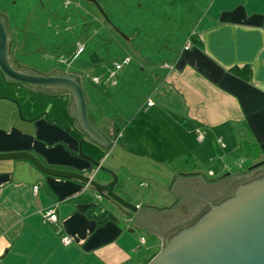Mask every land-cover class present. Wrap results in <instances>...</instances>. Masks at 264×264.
Masks as SVG:
<instances>
[{
  "label": "crops",
  "instance_id": "0c3cea01",
  "mask_svg": "<svg viewBox=\"0 0 264 264\" xmlns=\"http://www.w3.org/2000/svg\"><path fill=\"white\" fill-rule=\"evenodd\" d=\"M146 1V6L155 8L150 14L151 21L156 15L162 24L163 16L168 15L161 4L168 5V1L174 0ZM174 2L169 21L181 12L180 0ZM196 3L187 14L193 15L186 31L188 38L177 44L166 31L159 38L157 22L156 30L149 35L135 18L140 10L128 12L124 8L126 3L121 7L124 12L111 13V19L123 32L122 40L116 42L124 51L129 52V45L132 46L145 63L150 58L153 35L159 50H166L164 64L146 68L139 87H130L127 95L118 93L119 100L125 98L129 107H134L128 115L126 110L119 109L118 117L107 121L96 105H92L91 111L83 85L85 121L104 138L115 134L114 140L105 138L111 142L109 148L96 144L77 129L76 126L83 127L73 92L60 87L39 89L11 81L0 73V82L4 83V89L0 85V153L28 152L47 167L92 175L95 179L100 176L99 171L89 159L79 155V149L100 161V156L111 153L122 142L125 152L141 157L149 156L148 145L154 144L165 148L160 150L167 155L165 167L176 174L167 188L173 197L174 193L183 195V187L187 188L191 182L187 176H198L193 179L197 185H208L209 180L195 172V154L223 166V158L234 159L239 140L244 138L257 149V157L264 160V0H206L195 14ZM191 35L196 36L198 43L189 39ZM188 40L191 44L186 48ZM99 59L97 64H101ZM129 63L111 72L116 76ZM56 73L84 79L79 74L59 70ZM99 83L98 78L96 84ZM136 88L146 90L144 108L133 106ZM56 96L62 108L59 103H50ZM165 129L171 131L169 140L165 138ZM193 143L205 154L197 151L199 147ZM150 153L153 154L152 150ZM188 158L194 160L192 172L183 169ZM119 162L115 166L110 163V167H119L122 172V176L117 174L120 193L115 192L128 201L131 198L136 201L142 196L139 189L149 184L140 180L139 166L130 171L128 165ZM227 168L228 164L224 165L225 171ZM109 179L103 177V181ZM97 195L89 185L43 173L29 160H0V264H144L158 252V243L162 242L159 236L166 229L163 220L158 221L159 209L144 208L136 201L137 212L125 215ZM49 209L55 210L56 222L45 219ZM194 213L189 212L191 217ZM144 234L151 235L150 244ZM65 236L71 239L66 246L61 243ZM141 237H145L144 244Z\"/></svg>",
  "mask_w": 264,
  "mask_h": 264
},
{
  "label": "rangeland",
  "instance_id": "374dc122",
  "mask_svg": "<svg viewBox=\"0 0 264 264\" xmlns=\"http://www.w3.org/2000/svg\"><path fill=\"white\" fill-rule=\"evenodd\" d=\"M95 1L96 4L88 0H0V17L5 20L8 31L12 36L13 56L19 67L44 75L59 70L64 73H74L83 76L84 90L89 95L91 106L96 105L98 111L108 118L107 121H111L118 117L119 109L123 111L126 110L128 115L129 110L134 108L129 107V101L125 98L120 97L119 100L118 93L119 95H127V89H130V87H139L147 73L146 68L152 65H161L165 58L163 52L166 50H159L160 47L157 46L156 35H153V38H149L153 41L150 42L152 45V50L150 49L149 51L150 58H146L145 63L140 61L142 56L136 54L132 46L129 45V52L124 51L116 42L119 38L122 40L120 36H124L123 32L116 26L115 20L113 18L111 19V13L120 10L124 12L121 7L122 4L124 5V3H126L124 8H127L128 12L132 11L137 13L136 11L140 10V14L136 15L135 18L138 19L141 27L147 29L146 31L149 35L152 34L153 30H156L154 26L157 22L156 25H160L157 30L160 34L159 38H161L162 32L166 31L169 35L174 36V43L177 44L184 42L185 38H188L186 31L193 21V15L187 16V14L189 15L190 13L189 10H191L193 4L197 2L195 6L196 11L194 12L197 14L206 0H180V15L177 17L174 15L170 21L168 18L171 13L172 5L174 8L176 7V2H174L176 0L173 1L175 4L172 5L171 3L173 2L170 3V1H168V5L167 3L161 4L162 11L168 15L166 17L163 16L164 20L162 24L159 18L157 20L158 16L156 15L153 16L154 21H151L152 17L150 14L155 8L151 7L149 4L146 6V0ZM127 10H125V13ZM141 10H143V13ZM141 13L143 14L142 16ZM141 21H144V23ZM177 30H179V32ZM134 43L136 44V41ZM79 46H82L85 50L78 56H75ZM98 57L100 58L101 64H97ZM125 57H130L131 62L113 77L117 86L113 83V85H111L112 78H108V76L111 71L115 70L114 65L117 62L121 64ZM121 74H123V76H121ZM94 77L100 79L99 84L93 82ZM107 79L109 81H107ZM104 82H107V87H104V85H106L103 84ZM3 84V82H0L1 88H3ZM8 88L10 90L13 89L12 86ZM134 93H136L137 96L135 97V102L132 101L133 106L136 105L140 108H144L146 90L143 88H136ZM59 99L60 98L57 96L53 97L50 103H54V105L59 103L61 104L60 108H62V102H60ZM94 106L90 107L91 111L94 110ZM123 116L126 117V115ZM165 131V138L169 140L171 131L169 132L166 129ZM155 139H157V136ZM243 139L239 140L240 143ZM122 143L123 144L116 146L115 150L111 151V153L107 154L108 152H106V155L100 156V161L98 162H100L103 167H107L121 176L122 172L120 168L118 166L116 169L115 167L112 168L110 167V163L115 166V164H120L119 161L124 162V164L128 165V170L130 171H133L136 165L139 166L141 169L139 178L149 184V187H142L139 189L142 196L136 198V201L140 202L144 208L153 207L159 209V211H157L160 216L158 221H161V219L165 221L168 217L166 215H169L168 213L170 211L164 210L163 208L170 207L172 200H175L172 196V191L168 193L167 188L176 174L174 176L172 171H169L165 167L164 159H166L167 155L165 154V150L164 153L160 151L164 147L157 148L154 144L148 145L150 147H148L149 156L141 157L134 153L125 152V144L124 142ZM188 145L191 146L190 143H188ZM194 145L197 147L196 144ZM164 146L166 147V144ZM151 150L153 154L150 153ZM197 151H201L205 154L200 147ZM82 152L84 153L85 151L82 150ZM223 152H226L224 147ZM257 152V149L253 146L246 157L243 155L244 153L242 155L237 153L235 156H232L234 159L223 158V166H221L222 163L216 160L211 162L207 156L202 158L198 157V154H195L196 157H193L197 160V165L194 168L195 172L196 174H200L203 178L205 177L208 179L209 181L206 180L208 185H197L193 179L198 176H187V179L191 182L187 184L188 189L186 193L185 190H183V195L181 196L183 197L182 201L178 203V207H181L178 213L181 212L180 215L185 219L191 217V214H189L190 210H188L189 205L197 204L198 207L201 197L208 195L209 191L220 179H227L231 176L253 171L247 169L249 166L261 161V158L257 157ZM154 155H158L159 158L153 157ZM182 156L183 155H181L180 158ZM192 156H194V154H192ZM200 156H202V154ZM193 161V159L188 158L186 161L187 166L185 165L183 169L192 172ZM174 162L176 161L172 163ZM227 164L228 168L225 171L223 168L224 165ZM123 169L126 170L125 167H123ZM209 169L213 170V175H210ZM227 173L228 175H225ZM99 174L100 176L97 175L95 179L102 180L104 176L108 177L105 173L99 172ZM174 186L175 185L172 186V189ZM118 187H116L115 190L117 193H120ZM192 188L195 189L193 193L195 195L190 193ZM142 191H145V193ZM133 192L135 193L136 191ZM187 195L190 197H187ZM129 201L133 204L136 202L134 198H131ZM182 207L183 209H187L190 216L183 213L185 211ZM167 223L170 225L169 222ZM144 235L148 244H150L151 235ZM161 243L159 242L158 246L161 247Z\"/></svg>",
  "mask_w": 264,
  "mask_h": 264
},
{
  "label": "water",
  "instance_id": "95a60500",
  "mask_svg": "<svg viewBox=\"0 0 264 264\" xmlns=\"http://www.w3.org/2000/svg\"><path fill=\"white\" fill-rule=\"evenodd\" d=\"M88 1L96 4L95 0ZM9 41L3 19L0 17V70L5 76L11 81L39 89L60 87L73 92L79 123L83 127L81 129L76 126L77 129L96 144L100 143L109 148L111 142L105 138L114 140L115 134L106 135L104 138L87 123V120L85 121L86 100L83 80L73 75L59 73L43 75L24 72L19 69L20 67L16 69L8 59ZM66 130L69 131V128ZM79 155L89 159L99 172L107 174L110 179L103 181L83 173L55 170L45 166L28 152L0 153V160H29L43 173L74 179L89 185L125 215L136 213V205L115 192L119 185L117 173L88 157L81 149ZM252 169L255 170L223 179V193L215 192L218 188L217 183L208 195L203 197L216 199L223 194V202L209 208L205 203L199 202V206L202 205V209L206 211L196 221L189 225L183 224L185 226L177 231L169 225L159 236L162 239V246L156 255L144 264H264V160L249 166L247 170ZM174 231L176 232L173 233ZM166 234L170 238L163 244L162 235Z\"/></svg>",
  "mask_w": 264,
  "mask_h": 264
},
{
  "label": "flooded vegetation",
  "instance_id": "af4514ba",
  "mask_svg": "<svg viewBox=\"0 0 264 264\" xmlns=\"http://www.w3.org/2000/svg\"><path fill=\"white\" fill-rule=\"evenodd\" d=\"M3 22H4L5 31H6V33L8 35V40L10 39V41L8 42V46H7V55H9L8 56V59H9L10 62H12L14 64V67L17 69L19 67V65H18V63L16 62V60H15V58L13 56V53L14 52H13V40H12V36L9 33V31H8V28L6 26V23H5V20L4 19H3ZM19 69H21L24 72L35 73V72L28 71L27 69H23L22 67H20ZM0 73H2L5 76V74L1 70H0ZM55 73H56V71L53 72V73H51V74H55ZM62 73H64V72H62ZM83 82H84V79H83ZM83 85H84V83H83ZM252 170H254V169H252ZM249 171H251V170H249ZM91 177H93V176L91 175ZM220 180H221L220 182L218 181V188L215 189V192H218V193H221L222 192L223 193V179H220ZM183 189L185 190V193H186L187 188L186 187H183ZM192 189L190 190V193L193 194L195 192V189L194 188H192ZM173 195H174V199L175 200L173 201L172 206L166 209V210L170 211L168 213L169 215H166V216H168L167 219L165 221L164 220L162 221V224L164 223V226L165 227L168 225L167 222H169L170 227L173 228V229L176 228L175 230L177 231V230H179V229H181L182 227L185 226L183 224H189V223L191 224L194 221H196L206 211L205 209H202L203 208L202 205L201 206H198V207H197V204H195V205H189V207H188V210H190L189 212H192V210H193V211H195V215H193L192 217H189V218L185 219L183 216L180 215L181 212L178 213L179 212V209L181 208V207H178V203L180 201H182V198L183 197H181L182 196L181 194L180 195H177L176 193H174ZM193 195H195V194H193ZM232 195H233V193H232ZM221 196L222 197H216V199L209 198V197L207 199H205L204 197L203 198L201 197V200H199V201H200V203H205L206 206L209 208L211 205H216V204H219V203L223 202V194ZM187 197H190V196L187 195ZM227 198H229V197H227ZM182 209H183V207H182ZM183 210L185 211V212H183L184 214L189 215L187 209L184 208ZM171 212H172V215H171ZM176 231H174L173 233H175ZM162 236H163L162 238H163V244H164L165 241H167L168 238H170V236L168 234L162 235ZM155 255L156 254H154L153 256H155Z\"/></svg>",
  "mask_w": 264,
  "mask_h": 264
},
{
  "label": "built area",
  "instance_id": "2783aa9c",
  "mask_svg": "<svg viewBox=\"0 0 264 264\" xmlns=\"http://www.w3.org/2000/svg\"><path fill=\"white\" fill-rule=\"evenodd\" d=\"M190 44H191V41L188 40L187 43H186V48L189 47ZM83 50H84V48H83L82 46H79L78 49H77V53H76L75 56H78L81 52H83ZM129 61H130V57H125V58L123 59V61H122L121 64L116 63V64L114 65V66H115V70H119V69H121L122 66L125 65V64H127V63H129ZM165 66L170 67L168 64H165ZM114 76H115V72H111L110 77L112 78V83H113V84L116 83V82L113 80V77H114ZM93 81H94L95 83H98V79H97V78H93ZM151 103H152V101L149 100L147 104L150 105ZM209 173H210V175H211V174L213 175V172H209ZM33 191L36 193V191H37V186H35V187L33 188ZM97 197H98L99 199L102 198L101 195H99V194L97 195ZM44 217H45V219H46L47 221H49V222H56V221L58 220V216H57V214H56V212H55L54 209H49V210H47V211L45 212V214H44ZM140 242H141L142 244H144V243H145V237H141V238H140ZM61 243H62L63 245H65V246H66V245H69V244L71 243V239H70L69 237L65 236V237H63V238L61 239Z\"/></svg>",
  "mask_w": 264,
  "mask_h": 264
},
{
  "label": "trees",
  "instance_id": "16d2710c",
  "mask_svg": "<svg viewBox=\"0 0 264 264\" xmlns=\"http://www.w3.org/2000/svg\"><path fill=\"white\" fill-rule=\"evenodd\" d=\"M192 42H195V43H198V40L196 39V36L194 35H191L190 38H189ZM234 71L238 72V69H233ZM117 133L119 130H117ZM254 145L249 142L248 140H245L243 139L237 149V153H240L241 155H245V157L247 156V153L252 149ZM190 224V223H189ZM189 224H186V225H189ZM182 226V225H181Z\"/></svg>",
  "mask_w": 264,
  "mask_h": 264
}]
</instances>
